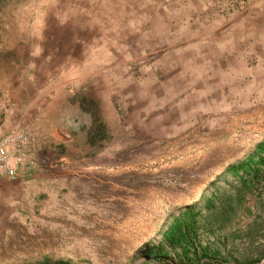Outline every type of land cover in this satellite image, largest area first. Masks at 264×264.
<instances>
[{
  "label": "rangeland",
  "instance_id": "obj_1",
  "mask_svg": "<svg viewBox=\"0 0 264 264\" xmlns=\"http://www.w3.org/2000/svg\"><path fill=\"white\" fill-rule=\"evenodd\" d=\"M255 6L264 0H0V117L26 141L18 180L4 177L15 186L0 264L264 257V169L248 185L228 170L264 140L262 68L245 58L234 84L157 96L167 53L200 32L187 22ZM188 207L200 248L186 262L162 232Z\"/></svg>",
  "mask_w": 264,
  "mask_h": 264
},
{
  "label": "crops",
  "instance_id": "obj_2",
  "mask_svg": "<svg viewBox=\"0 0 264 264\" xmlns=\"http://www.w3.org/2000/svg\"><path fill=\"white\" fill-rule=\"evenodd\" d=\"M159 24L154 23L156 29L160 28ZM186 26L190 30L199 29L200 32L187 39L179 48L167 53L169 62L173 64L168 69L169 77L167 79L163 77L161 79L163 81L157 80L158 98L163 94L165 86H167L165 90L172 91L175 88L176 92V87L185 83L190 86L191 92L202 93L201 88L205 87L206 92L213 93L215 87L225 84L224 77L228 79L230 77L234 84L245 58L253 63L252 67L260 66L264 73L263 6H255L233 20L193 21L187 22ZM260 77L258 89L264 93V74ZM156 105V102L153 103V110L156 109ZM14 132L11 119L0 117V134ZM14 180L0 177V236L4 233V223L7 221L6 217H1L7 213L3 206H6L14 195Z\"/></svg>",
  "mask_w": 264,
  "mask_h": 264
},
{
  "label": "trees",
  "instance_id": "obj_3",
  "mask_svg": "<svg viewBox=\"0 0 264 264\" xmlns=\"http://www.w3.org/2000/svg\"><path fill=\"white\" fill-rule=\"evenodd\" d=\"M264 169V140L256 144L254 150L247 154L242 160L228 167L231 174L237 175L239 172L248 174L250 179L246 181L241 177L245 184L255 181ZM199 211L192 208H185L174 215L167 227L162 232V241L170 247H176L181 250L184 261L188 262L196 258L197 246V225L196 217ZM149 256L165 259L166 254L158 246L149 247L145 250ZM257 264V263H253Z\"/></svg>",
  "mask_w": 264,
  "mask_h": 264
},
{
  "label": "built area",
  "instance_id": "obj_4",
  "mask_svg": "<svg viewBox=\"0 0 264 264\" xmlns=\"http://www.w3.org/2000/svg\"><path fill=\"white\" fill-rule=\"evenodd\" d=\"M26 141L23 134H0V177H18L23 165Z\"/></svg>",
  "mask_w": 264,
  "mask_h": 264
},
{
  "label": "water",
  "instance_id": "obj_5",
  "mask_svg": "<svg viewBox=\"0 0 264 264\" xmlns=\"http://www.w3.org/2000/svg\"><path fill=\"white\" fill-rule=\"evenodd\" d=\"M257 264H264V257L261 258V259L257 262Z\"/></svg>",
  "mask_w": 264,
  "mask_h": 264
}]
</instances>
